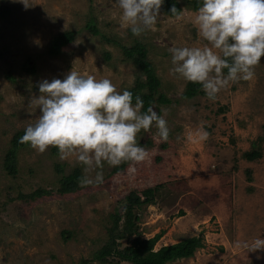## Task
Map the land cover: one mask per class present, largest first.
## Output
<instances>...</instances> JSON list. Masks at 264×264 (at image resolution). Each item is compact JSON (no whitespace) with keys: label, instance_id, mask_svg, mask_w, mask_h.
<instances>
[{"label":"rangeland","instance_id":"374dc122","mask_svg":"<svg viewBox=\"0 0 264 264\" xmlns=\"http://www.w3.org/2000/svg\"><path fill=\"white\" fill-rule=\"evenodd\" d=\"M180 2V15L160 12L155 31L137 37L120 28L116 0H35L27 9L19 0H0V7L9 8L0 19V264H77L98 248L105 235L102 222L117 200L131 190L160 185L157 204L141 210L144 236L163 234L156 248L191 236L204 238V247L193 257L169 264H264V252L238 246L264 238V141L260 159L243 157L264 135V57L251 81L230 85L215 101L205 91L183 97L188 82L171 71L169 49L207 42L191 23L197 10L185 0ZM91 19L101 34L93 35L87 28ZM69 30L77 31L76 39L60 56H50L52 37ZM101 35L128 46L139 39L149 48L161 91L172 100L160 106L159 114L167 121L169 139L162 141L155 127L141 131L138 143L149 152V159L136 165L129 162L110 178L115 166L105 163L92 170L88 175L93 179L102 171L103 183L89 185V194L8 200L40 186L57 187L56 162L66 163L67 170L74 166L84 170L75 158L62 160L54 147L39 153L28 144L19 152L18 176L9 177L4 171L11 139L35 122L29 113L35 109L28 105L33 95H40V82L64 79L75 67L81 74L111 79L120 92L134 86L137 68L124 63L121 50ZM28 59L35 72L23 69ZM39 114L37 109L35 115ZM202 132L208 133L207 139L201 138ZM64 230L69 232L66 238Z\"/></svg>","mask_w":264,"mask_h":264},{"label":"clouds","instance_id":"9594fccd","mask_svg":"<svg viewBox=\"0 0 264 264\" xmlns=\"http://www.w3.org/2000/svg\"><path fill=\"white\" fill-rule=\"evenodd\" d=\"M33 7L35 0H19ZM164 0H116L120 9L119 26L134 36L155 31ZM171 12L175 13L173 7ZM203 46L171 47V71L187 82L200 84L211 101L230 85L251 81L264 57V0H202L191 20ZM40 95H33L29 113L35 122L28 124L21 143L39 153L50 147L59 150L62 160H75L84 166L82 187L103 183L102 171L88 175L104 164L124 162L142 164L149 152L138 143L141 131L157 129L162 141L169 139L167 121L154 106L144 109V101L133 93L120 92L109 78L84 75L75 67L64 79L39 83ZM39 109L40 114L35 115ZM208 133L202 132V139ZM135 171V167L130 168ZM247 252H264V238L238 244ZM260 258L259 256L257 257Z\"/></svg>","mask_w":264,"mask_h":264},{"label":"trees","instance_id":"16d2710c","mask_svg":"<svg viewBox=\"0 0 264 264\" xmlns=\"http://www.w3.org/2000/svg\"><path fill=\"white\" fill-rule=\"evenodd\" d=\"M188 7L192 10H197L202 0H185ZM175 7L176 12H171ZM183 10V5L180 0H164L161 7V12L164 15L175 17L180 15ZM9 13V8L0 7V19ZM87 28L93 35L101 34L97 24L91 19L87 23ZM77 37V31L69 30L55 34L47 49L48 54L52 57L60 56L64 48L72 43ZM101 37L111 43L114 41L105 36ZM121 50V60L124 63H132L137 68V78L134 86L126 88L133 93V103L135 97L139 95L144 101V109L146 111L149 106H154L158 114L161 113V105H170L172 100L161 91V78L157 72L156 65L149 59V48L147 45L136 39L130 46L114 42ZM107 59H111V54L107 53ZM28 59L23 69L29 72H35V66L29 65ZM8 77L12 79L9 72ZM198 94H204V90L200 84L188 82L183 97L193 98ZM25 130H18L11 139L10 147L7 150L3 168L9 177L16 178L19 173V152L28 144L21 143L20 138ZM264 135L252 142L251 149L243 153V157L248 161H255L262 157V143ZM54 152L58 153V149L54 147ZM53 152V153H54ZM129 162H124L119 166H115L109 173L108 177H112L115 173L125 170ZM66 163L56 162L53 166L54 172L57 175L56 185L54 189H49L45 186H40L30 193L20 192L16 196L8 198L22 199L26 201H39L40 199L49 197H78L81 194H89L88 187H82L79 183L82 176L85 175L83 168L74 166L67 170ZM248 180H252V173L247 171ZM100 187V184L93 186ZM160 186L147 187L143 190H131L122 198L116 201L112 210L107 214L102 222V227L105 230V235L100 238L98 248L91 254L89 258H83L77 264H169L178 259L193 257L196 251L204 247V238L202 236H191L177 243L163 245L156 248L163 234L159 233L153 237L147 238L144 236L143 227L141 225V210L144 205L157 204ZM56 189V190H55ZM180 215H184V211L180 210ZM64 238L68 237L69 232H62Z\"/></svg>","mask_w":264,"mask_h":264}]
</instances>
